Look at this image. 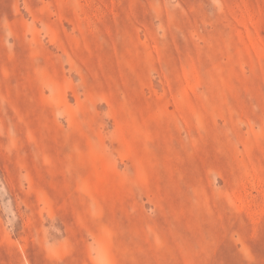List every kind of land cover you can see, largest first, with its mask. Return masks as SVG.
I'll use <instances>...</instances> for the list:
<instances>
[{
  "label": "rangeland",
  "instance_id": "374dc122",
  "mask_svg": "<svg viewBox=\"0 0 264 264\" xmlns=\"http://www.w3.org/2000/svg\"><path fill=\"white\" fill-rule=\"evenodd\" d=\"M0 264H264V0H0Z\"/></svg>",
  "mask_w": 264,
  "mask_h": 264
}]
</instances>
